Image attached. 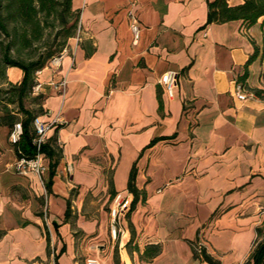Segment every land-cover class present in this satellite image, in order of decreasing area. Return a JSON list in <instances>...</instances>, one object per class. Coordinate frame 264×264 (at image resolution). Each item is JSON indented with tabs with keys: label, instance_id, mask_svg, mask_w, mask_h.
Masks as SVG:
<instances>
[{
	"label": "crops",
	"instance_id": "1",
	"mask_svg": "<svg viewBox=\"0 0 264 264\" xmlns=\"http://www.w3.org/2000/svg\"><path fill=\"white\" fill-rule=\"evenodd\" d=\"M210 1L72 0L80 41L37 75L41 120L61 118L46 133L61 149L49 191L48 159L42 180L19 173L0 126V264H208L196 241L218 264H253L264 238V16L247 28L206 24ZM167 72L177 75L171 97L158 84ZM62 78L64 94L52 86ZM133 168L136 197L126 190ZM115 193L133 201L117 238L96 208ZM151 245L159 253L144 258Z\"/></svg>",
	"mask_w": 264,
	"mask_h": 264
},
{
	"label": "trees",
	"instance_id": "2",
	"mask_svg": "<svg viewBox=\"0 0 264 264\" xmlns=\"http://www.w3.org/2000/svg\"><path fill=\"white\" fill-rule=\"evenodd\" d=\"M207 9L206 24L241 21L247 28L264 16V0H243L236 6H229L226 0H212L208 2ZM78 23L79 13L73 10L72 0H0V126L8 128L10 132L14 124L20 123L22 130L20 139L13 146L17 159L22 157L32 159L37 154V148L33 144L35 135L33 121L44 114L41 105L42 96L37 95L35 99L38 102L39 113L26 109L24 100L29 95H33V88L38 84L36 75L44 69L52 57L65 48L67 41L75 36ZM49 29L54 31L52 36L54 43L44 47V51L37 53L36 56L22 57L24 50L41 49L35 45L40 43L44 37V31ZM253 58L254 54L249 58L248 63ZM9 68L21 71L22 76L18 83H12L6 79V70ZM255 94L259 92L255 91ZM10 105L16 106L19 114H13L8 109ZM39 153L49 161V180L44 183L45 189L49 191L51 178L61 158V149L56 138L53 137L42 144ZM134 176L133 168L126 190L136 197ZM115 195L116 193L112 197ZM132 204L133 201L128 211ZM69 211L70 203L67 202L66 216L69 215ZM196 243L197 241L191 244L195 257L202 258L208 264H218L211 260L203 247L198 248ZM159 251V246H148L145 248L143 257L154 258ZM251 260L253 264H264V239L254 249Z\"/></svg>",
	"mask_w": 264,
	"mask_h": 264
},
{
	"label": "built area",
	"instance_id": "3",
	"mask_svg": "<svg viewBox=\"0 0 264 264\" xmlns=\"http://www.w3.org/2000/svg\"><path fill=\"white\" fill-rule=\"evenodd\" d=\"M134 6L133 4L131 5ZM127 18L129 20V29L133 35V42L135 43L139 36V21L133 12L132 9H129L127 11ZM74 42L76 44L80 41V31L78 29V33L75 38H73ZM68 54V47L66 46L59 54L52 57L49 62L46 64L44 69L46 70H56L60 67L62 59ZM158 84L161 85L164 89V91L167 93L169 97L172 96L173 91L177 88L178 82H177V75L172 72H167L161 75V77L158 80ZM53 88L59 92L60 94H64L65 86H66V79L62 78L61 81L57 83L52 84ZM39 84H37L33 88V95H39ZM234 96L239 101H244L246 99L247 93L243 86L236 82L234 85L233 90ZM61 123V118L59 115H56L51 121L44 122L41 120L40 116L36 117L33 121V128H34V139L33 144L37 148V154L32 159H26V158H19L17 159L15 163V168L19 173L21 174H27V173H33L35 174L40 180H42V176L47 171V166L43 164L44 155L39 153V148L42 144H44L46 139V133L53 128L56 125H59ZM21 125L20 123L14 124L13 128L9 132L8 135V142L13 147L15 146L21 135ZM131 201L125 197L121 196L120 194H116L112 198V203L110 206L109 216H110V230H111V236L116 237L117 232L119 229H116V223L119 221L120 216L129 210ZM87 264H96L94 260H87Z\"/></svg>",
	"mask_w": 264,
	"mask_h": 264
},
{
	"label": "rangeland",
	"instance_id": "4",
	"mask_svg": "<svg viewBox=\"0 0 264 264\" xmlns=\"http://www.w3.org/2000/svg\"><path fill=\"white\" fill-rule=\"evenodd\" d=\"M78 29H79V23H78V27H77V30H76V34H75V36L73 37V38H75L76 37V35H77V33H78ZM49 32H51V33H49ZM53 33H54V31H52V30H45L44 31V37H43V39L40 41V43H38V44H36L35 46H37L38 45V47H40L41 49L40 50H37V48H32V49H27V50H24L23 51V53L21 54L22 55V57H24V58H27V57H32V56H36L37 55V53H42L43 51H44V47H47V46H50V45H52L54 42H53ZM72 38V39H73ZM69 41V40H68ZM68 41H67V43H68ZM67 46V45H66ZM65 46V47H66ZM68 52H69V49H68ZM56 56V55H55ZM49 62V61H48ZM47 62V63H48ZM8 70V69H7ZM7 70H6V79L8 80V81H10L9 80V77H8V75H7ZM38 75V74H37ZM37 75H36V79H37ZM36 99V95H29L25 100H24V107L26 108V109H29V110H31V111H35V112H37V113H39L38 112V110H39V107H38V102L35 100ZM8 109L13 113V114H19V113H17L18 111H17V108H16V106H14V105H10L9 107H8ZM19 117H21V115H19ZM20 119V118H19ZM8 135H9V133H8ZM7 140H8V137H7ZM8 144H9V142H8ZM10 145V144H9ZM78 193V191H77V189L76 188H71V190H70V192H69V197L71 198V199H73V201L74 202H77V199H76V194ZM87 196L88 195H91V191H89V192H87V194H86ZM98 196H100L101 197V194H98ZM75 197V198H74ZM105 199H106V197L105 198H102V199H99V201L97 202V207L96 208H101V206L103 205V207H102V209H103V211L104 212H106L107 213V219H108V221H107V230H108V234H109V236H111V230H110V216H109V211H110V206H111V203H112V200L110 201V202H106V203H104L105 202ZM74 202H72L71 203V205H72V207H73V209L72 210H74L75 209V204H74ZM72 217H73V215H72ZM119 221H117V223H116V229H119ZM117 235H118V232H117ZM117 235H116V238H117ZM74 236H77V235H74ZM264 239V238H263ZM263 239H259L257 242H256V244H255V247H254V249L256 248V246L258 245V243H260V242H262L263 241ZM254 251V250H253Z\"/></svg>",
	"mask_w": 264,
	"mask_h": 264
}]
</instances>
